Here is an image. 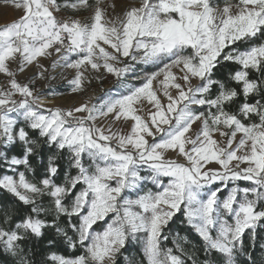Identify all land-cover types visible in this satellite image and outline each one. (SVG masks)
I'll list each match as a JSON object with an SVG mask.
<instances>
[{
    "label": "snow or ice",
    "instance_id": "1",
    "mask_svg": "<svg viewBox=\"0 0 264 264\" xmlns=\"http://www.w3.org/2000/svg\"><path fill=\"white\" fill-rule=\"evenodd\" d=\"M12 4L0 264H117L133 245L139 264H257L258 239L264 264V0ZM57 69L69 94L112 86L50 107L63 93L34 85Z\"/></svg>",
    "mask_w": 264,
    "mask_h": 264
},
{
    "label": "rangeland",
    "instance_id": "2",
    "mask_svg": "<svg viewBox=\"0 0 264 264\" xmlns=\"http://www.w3.org/2000/svg\"><path fill=\"white\" fill-rule=\"evenodd\" d=\"M120 3H128L132 2V0H118ZM84 15H87V13H84ZM19 16L18 10L15 9L14 5L12 4V0L8 2H2L0 3V24H4L6 22H10L13 19H16ZM43 63L48 65L50 63L49 60H43ZM34 69L32 67H29L25 73H18L17 78L20 81L27 82L28 79L33 77ZM53 75L56 76L55 80H36L35 87L37 89H40L42 92L47 93L50 89L56 91L57 93H63V95H56L55 97H47L48 100H51V104H49L50 107H67L71 105L73 102H76L80 99H87L89 96L93 98V101H95L96 97L102 95L101 89L107 90L109 87L112 86V78L109 77L103 83L100 82H93L92 86L88 89L87 93L83 95V97L79 95H73L69 94L66 80L64 77L71 78L72 76V70L65 69L60 70L57 69L53 71ZM5 77L3 74H0V82L4 81ZM47 85V87H45ZM151 187V185H149Z\"/></svg>",
    "mask_w": 264,
    "mask_h": 264
},
{
    "label": "trees",
    "instance_id": "3",
    "mask_svg": "<svg viewBox=\"0 0 264 264\" xmlns=\"http://www.w3.org/2000/svg\"><path fill=\"white\" fill-rule=\"evenodd\" d=\"M8 1H10V0H0V3H2V2H8ZM0 174H3V170L2 169H0ZM172 229L174 231H180L182 235L186 231L185 228H184V226L181 225L179 219H177L176 220V223L174 225H172ZM261 235L264 236V233H262ZM260 242L261 241L258 239V241H257V248L255 250V257H256V260H257V264H260V259H261V255H262L261 252H260V250H259V248H258V244ZM166 246H171V240H169L168 242H166ZM57 250L60 253L64 254V255H72L73 254L65 246H60ZM125 256H128L130 258L131 257H134L135 260L137 261V264H139V261L142 259V249H140V246L139 245L130 246L127 249V251L124 252L123 255H121V256L118 257L117 264H127V262L124 259Z\"/></svg>",
    "mask_w": 264,
    "mask_h": 264
}]
</instances>
